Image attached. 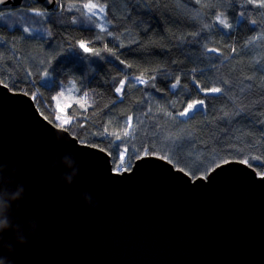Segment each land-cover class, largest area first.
Returning a JSON list of instances; mask_svg holds the SVG:
<instances>
[{
  "label": "trees",
  "instance_id": "trees-1",
  "mask_svg": "<svg viewBox=\"0 0 264 264\" xmlns=\"http://www.w3.org/2000/svg\"><path fill=\"white\" fill-rule=\"evenodd\" d=\"M89 3L104 6L102 17L91 16L83 7ZM262 3L58 0L48 10L32 0L26 7L0 11V79L11 90L30 94L55 125L110 153L113 167L120 165L122 153L132 167L137 153L141 157L147 151L166 155L192 177L204 176L213 161L225 159H247L261 175ZM211 87L222 91L210 93ZM68 88L72 99L65 110L76 119L62 125L57 98ZM198 99L205 104L179 115ZM129 117L132 128L125 137Z\"/></svg>",
  "mask_w": 264,
  "mask_h": 264
},
{
  "label": "water",
  "instance_id": "water-1",
  "mask_svg": "<svg viewBox=\"0 0 264 264\" xmlns=\"http://www.w3.org/2000/svg\"><path fill=\"white\" fill-rule=\"evenodd\" d=\"M31 1L5 0L0 11ZM36 1L48 10L58 5ZM65 153L79 164L70 186L59 179L67 169L49 168ZM157 157L137 158L118 174L106 150L55 125L30 94L0 79V161L22 170L17 179L26 194L16 216L25 226L35 219L41 237L28 245L11 241L19 264H264L258 171L230 163L204 179Z\"/></svg>",
  "mask_w": 264,
  "mask_h": 264
},
{
  "label": "clouds",
  "instance_id": "clouds-1",
  "mask_svg": "<svg viewBox=\"0 0 264 264\" xmlns=\"http://www.w3.org/2000/svg\"><path fill=\"white\" fill-rule=\"evenodd\" d=\"M61 138L57 137L59 141ZM65 168L60 176L61 185H72L79 175V164L72 154L65 153L61 158L53 160L50 169ZM21 169L13 161H0V264H19V256L11 242L19 245H28L40 240L38 222L29 218L27 226L21 223L16 212L22 208L25 199V186L17 179ZM82 199L91 208L97 207L93 197L88 193L82 194ZM11 232V237L5 238V233Z\"/></svg>",
  "mask_w": 264,
  "mask_h": 264
},
{
  "label": "snow or ice",
  "instance_id": "snow-or-ice-1",
  "mask_svg": "<svg viewBox=\"0 0 264 264\" xmlns=\"http://www.w3.org/2000/svg\"><path fill=\"white\" fill-rule=\"evenodd\" d=\"M4 2H5V0H0V4H3ZM49 2H50V0H49ZM249 2H252V0H249ZM261 6L264 7V3H262ZM83 7L84 8H87L89 10V13L93 17L98 16V15H101L102 16V14H104V12H105L104 7L103 6H99L97 4L89 3V4L83 5ZM97 8H98V12L97 11H94ZM36 15L37 16H42L43 14L42 13H36ZM0 18H3V17H0ZM217 20L225 28L230 27V25L226 22V20L221 19L219 16H217ZM101 28H103V25H101ZM25 31H27V29H25ZM80 48H82L85 52L91 51V49H89L88 47H86L83 43L80 44ZM210 51H214V50H210ZM139 82L141 84L146 83V81H144L142 79ZM177 84H179V79H177L176 84H173L172 87L175 88L177 86ZM207 91L210 92V93H221L222 89L219 88V87H211V88L207 89ZM116 92L117 93H120L121 92V88H119V87L116 88ZM204 104H205V101L203 99L194 100L192 103L187 104V107L185 108V110L181 111L179 113V115L180 116H187L189 114V112H191L192 110H194V109L196 111L198 110L197 105L203 106ZM131 128H132L131 117H129L128 118V126L124 130L125 137H127L129 135L128 130L131 129ZM109 135H115V134L114 133H109ZM120 139H121V137L119 135H116V140H120ZM115 147H116V150H117V152L119 154L121 152V145L120 144H117ZM123 151L126 152L127 151V148L125 147L123 149ZM133 151L135 152L136 150L133 149ZM147 156H148V152L147 151L144 152L143 157H140L139 156V153H137V157L138 158H142L143 159V158H146ZM118 158L121 159V160H123V155H119ZM157 158L158 159H162V160H166L169 163L171 162L166 155L165 156H159ZM230 163H242V164L248 165V160L247 159H236V160L225 159L223 161V163H219V162L213 161L212 162V165H210L208 168H205L204 169L205 175L202 178L206 179L207 178V173H209L210 171H215L216 168H223L225 165L230 164ZM201 166H203V165H201ZM128 167H131V163H129L127 166H124V167L118 166V169H117L118 174H119V172L127 171ZM180 171H183V169H180ZM261 177L264 178V173H261Z\"/></svg>",
  "mask_w": 264,
  "mask_h": 264
},
{
  "label": "rangeland",
  "instance_id": "rangeland-1",
  "mask_svg": "<svg viewBox=\"0 0 264 264\" xmlns=\"http://www.w3.org/2000/svg\"><path fill=\"white\" fill-rule=\"evenodd\" d=\"M92 4H97V3H92ZM99 6H102L101 4H97ZM58 6V5H57ZM104 7V6H103ZM89 11V10H88ZM94 11H97L98 12V8L95 9ZM101 16V15H99ZM102 17V16H101ZM104 18V17H103ZM105 19V18H104ZM140 80V79H139ZM70 87V86H69ZM68 91H72L70 88L66 89L63 94H59L60 96L57 98V112L58 114L56 115L57 116V119H58V122L62 125H67L72 119H76L74 117H71L70 115H67L66 113V110L65 108L69 105L68 103V100L69 97L72 99L71 96H69V93H67ZM84 102V101H83ZM85 104L87 102H84ZM80 106H85L84 104H80ZM110 154V153H109ZM121 155H123V160L119 159V163H120V167H124L126 166L127 162H126V159H125V154L122 153ZM111 161H112V157H111ZM113 165V163H112ZM133 166V165H132ZM132 168V167H131ZM114 170H117L118 169V166L117 167H113ZM129 170V169H127Z\"/></svg>",
  "mask_w": 264,
  "mask_h": 264
}]
</instances>
